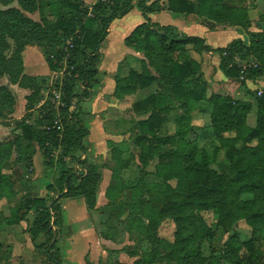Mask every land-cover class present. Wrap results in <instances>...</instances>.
<instances>
[{
  "label": "trees",
  "instance_id": "16d2710c",
  "mask_svg": "<svg viewBox=\"0 0 264 264\" xmlns=\"http://www.w3.org/2000/svg\"><path fill=\"white\" fill-rule=\"evenodd\" d=\"M251 1L254 0H97L89 8L83 0H17L24 11L34 12L47 7L49 14L56 18L49 21L43 16L41 22L26 17L16 8L0 10V76L8 75L11 83L20 87L36 88L38 78L24 74L22 52L28 45L42 46L44 42L43 54L48 68L57 71L63 65L65 67V78L62 85L57 86L60 103L64 104V107H58L60 122H73L71 126L64 125L61 131L56 126L50 127L56 120V106L50 98L35 107L38 117L31 120L33 114H29L16 122L13 138L0 141V200L12 198L15 194L12 174L3 172L7 168L4 163L13 151L24 170L31 171L36 146L48 166L54 165L46 159L51 150L60 147L62 155L56 164L59 198L82 197L87 209L96 208L102 176L95 165L89 164L83 173H79L78 166L71 168L62 159L70 150H76L79 157L76 163H85L81 156L86 151L83 140L88 129L72 114L70 107H74L75 97L86 98L91 93L101 57L100 46L110 23L136 5L144 21L125 37L124 44L142 54V69L130 70L126 77L117 79L114 94L122 98L153 87L144 101L133 103L136 112L141 107L149 108L148 116L139 121L135 144L141 166H146L151 157L158 154L160 161L151 174L155 179L151 189L159 187L162 196L156 205H150L149 199L141 197L138 188L145 180L143 176L130 188V199L135 203L127 205L130 209L143 205V209H138L148 220L147 225L142 221L140 224L148 235L152 251L145 264L155 262L159 254L158 244L167 250L171 248L173 264H214L216 260L218 264H263L264 250L256 244L264 242V89L258 94L257 90L248 88L247 82L263 76L264 26L250 30ZM162 10L195 14L203 18L209 28H214L215 24L238 27L244 30L248 40L235 38L223 47L211 48L205 45L203 38L186 36L172 25L152 22L148 15ZM261 17L264 21V14ZM50 31L59 32V38L50 37ZM57 45H60L59 49H55ZM208 52L219 55V68L226 77V80L213 82L211 86L216 88L211 92L210 84L203 77L201 62L192 56L193 53L202 55ZM76 85L82 88V94L73 91ZM230 85H242L252 101L234 98L228 90ZM38 89L34 91L35 98ZM35 100L38 99L27 97V110L33 109ZM201 103L210 107L209 127L217 142L214 152L224 149L227 165L222 173L210 166L206 149L197 147L195 142L184 141L191 128L189 114L194 110L203 111ZM14 105L11 90L0 85V120L13 113ZM181 109L188 113V119L183 116L175 119L172 138L159 136L157 129L165 121V116ZM252 109L255 110V122L251 126L247 123V116ZM175 137L176 148L160 152V146ZM113 179L118 184L105 192L112 204L115 200L110 193L121 196L126 188L119 183L116 174ZM157 179H174L175 187L166 183L159 186ZM48 188L53 187L48 185ZM58 200L54 198L48 202L44 197L27 193L6 218L7 223L27 221L26 215L32 211L31 223H27L25 230L33 241L40 236L45 238L36 247L50 264H62L56 247L58 231L54 229L61 221ZM126 202L119 198L117 204L123 207ZM23 209L26 211L22 212ZM205 211H210L213 218L209 224L202 215ZM165 218L171 219L175 225L171 243L157 236V228ZM239 221H244L251 232V238L245 242L240 241L235 230ZM215 236L220 238L218 251L213 259L205 262L201 243L211 241Z\"/></svg>",
  "mask_w": 264,
  "mask_h": 264
},
{
  "label": "rangeland",
  "instance_id": "374dc122",
  "mask_svg": "<svg viewBox=\"0 0 264 264\" xmlns=\"http://www.w3.org/2000/svg\"><path fill=\"white\" fill-rule=\"evenodd\" d=\"M88 1L91 2L92 0ZM96 1L97 0H95V2ZM251 4L250 17L252 24L250 29L254 30L256 27L261 28L264 26V21L261 17L264 14V0H254L251 1ZM89 6L91 7V5ZM11 8L19 9L26 17L36 22H41L43 16L49 21L56 20L54 16L49 14V9L47 7L40 8L41 11L35 10L34 12H27L22 10L17 0H0V10H7ZM48 34L50 37L56 38H59L60 35L59 32L51 31ZM112 34H114V32ZM113 38L114 37L112 36L111 40ZM113 41L115 42V40ZM9 43L13 46V42L11 40H9ZM107 43L104 44V51L102 52L104 60L109 59L107 55L108 52H106ZM115 44L116 53L118 51L121 52L123 44L119 42V40H117ZM28 47H36L37 50H35L41 52L43 58L45 59L43 53L46 49V45L44 42H42V46H36L35 44L28 45L22 52L23 64V53ZM59 47L60 45H57L55 49H59ZM30 53H32V51ZM30 53L28 54L29 58L31 57ZM140 55L142 58L139 59L131 56L126 57L118 55V60L108 71L105 70L106 68L103 65L100 66V63H98L97 76L95 77L96 80L93 84L90 95L86 98L75 97L73 100L74 107H70V110L73 109L72 114H75L79 119H81L83 125L88 129V135L83 140L86 151L85 154L81 156V159H85V163L81 165L76 163V159L79 158L76 150H70L68 155L63 153L65 156H63L62 159L66 161L68 166L71 168H77L78 166L79 173H83V169L87 167V165L93 164L95 165L96 170L101 174L102 178L97 192L96 208L89 210L85 208L84 202L83 207H78V203H80L81 199H66L63 201V224L62 221H60L59 224L62 225H57L54 229L59 232V227H61L60 230L62 231V236L60 237V243L64 245L63 243L66 241L64 233H75L81 225L86 227L90 225L91 229L93 228L98 236L108 240V245L110 247V249H108V254H106L107 256H100L101 262L99 261V264H145L146 261H148L147 256L151 251V247L148 235L140 226L141 221L147 225L148 220L144 217V212L141 214L139 211L140 208L143 209V205H139V209L137 207L130 209L127 206L128 203H131V205L135 203L134 200L130 199V188L134 187V185L138 182V179L144 176L145 180L142 181V186H139L138 188V192L141 197H144L145 200L149 199L150 205H156L157 200L160 202V197L162 196L159 192V187L151 189V185L155 183V179L151 174H153L158 162L160 161L158 154L152 156L146 166H141L138 161L137 146L135 144V138L139 132V121L148 116L149 108L141 107L142 109L139 112H136L137 109L133 107V103H140L141 101H144L153 90V87L142 91V93L137 92L133 95L123 96L122 98H118L114 94L117 79L126 77L130 70L135 69L140 71L142 69L141 59H143V56L142 54ZM43 64V59L40 57V54H37V59L33 61L32 66L34 67V70L42 74L29 75L38 78L35 84L39 88L37 90L38 95L36 97L38 100H35L36 102L32 103L33 109L31 111L25 112V110H27L26 106L28 103L27 97L36 99L33 95L37 87L31 89L20 87L17 84L15 85L11 83L8 75L6 74L0 76V85L7 86L11 90L13 96H15L17 104L15 101L14 110L16 109V111H19L17 115H23L26 113L24 116H28L29 114H33V116H31V120L34 119V116L38 117L35 107L43 104L46 99L50 98L53 100L56 106V112L54 114L56 120L52 122L50 127L54 128L56 126L61 131L64 125L71 126L73 123L70 120H67V123H61L60 112H58L59 106L64 107V104L60 103L61 94L57 86H61L62 81L65 78V67L63 65V68L60 70L53 71L51 74L46 75L43 73V70L45 69ZM112 64L113 63H111V65ZM104 83H106L107 88L99 93V90L97 91V89L98 87L100 89ZM247 84L251 91L257 90L262 93L264 89V72L261 78H258L255 81H248ZM211 85L212 84H210L209 92L214 91L216 88ZM228 90L236 99L252 101L250 96L246 94L242 85H230ZM73 91L82 94V88H80L79 85H76L73 88ZM200 107L204 110L200 112L194 110L189 114L191 128L187 132L184 141L195 142L197 147L206 149L210 159V166L217 172L222 173L225 171L227 165L224 149L214 152L213 147L217 142L215 141L209 127L210 107L204 103H201ZM38 110L40 111V108H38ZM12 115L13 114L11 113L5 119L0 120V141L10 137L11 129L16 123V120H14L15 116ZM181 116L188 119V113H184L183 109L173 110L167 114L165 116V121L157 129L158 135L172 138V135L175 134L174 132L176 128L175 119ZM12 118L13 120H10ZM254 122L255 110L252 109L247 116V123L252 126ZM177 143L176 137L170 139L167 143L160 146V152L168 151V149H175ZM90 144H92V146H90ZM61 155L62 148L58 147L51 150L50 157L46 159L51 160L54 165L50 168L49 172L48 169L46 170L45 168V171L43 169L42 163H44L45 158L42 159L41 156L35 157V168H33L32 171H26L27 176L24 177L23 175V179L21 177V185H25L26 187L27 185H30L29 187L34 190L36 195L46 197V201L48 202L53 200L56 196L59 198V185L56 183L57 178L59 177V170L58 165L56 164ZM15 165L16 164H13L14 168H17ZM20 166H23V164ZM7 169L8 168L3 169V172L6 174L9 173V169ZM16 170L21 172L20 169ZM114 174L117 175V180H120L119 183H122L126 188H123L124 190L121 196H115L114 193H110L111 198L115 200L114 204H112V202L106 197L105 192L108 189L112 190V188L110 189L112 185L118 184V181L113 179ZM157 181L158 182L156 183L159 186L162 183H166L171 187H175L176 183L174 179L166 181L163 179H157ZM48 185H52L53 188H48ZM23 195L25 194L21 195V193L18 192V194L12 198L4 197L0 200V239L2 240V236H4V242H6V244L10 241L7 239H11L13 236H15L18 240L21 239L22 242L24 241L25 235L22 228L24 226L26 227L25 221H22L19 225L13 226H7L5 224L6 218L11 216L13 208L22 201ZM119 198L127 201L126 204H123V207H120V205L117 204L119 202ZM136 198L137 200H140V197ZM28 214L29 215H27V217L29 218H27V222H31L33 213ZM202 215L208 224L213 221L210 211L202 212ZM78 221H80V223L73 224V222ZM5 226H7L10 230L8 231L7 228L4 229ZM235 230L237 231L240 241L245 242L251 238L250 229L244 221H239ZM174 231L175 225L173 221L169 218H165L161 221L157 228V236L171 243L173 241ZM2 232L4 235H2ZM91 235H93V233ZM44 240V237L40 239V241ZM211 241L204 240L201 243V254L205 258V262L213 259V256L217 253L220 238L219 236H215ZM256 246L259 248L262 247L264 250V242L259 241ZM53 250L55 249H52L51 251ZM170 252H172L171 248L167 250L158 244L159 254H157L156 260L153 264H173L175 261L171 259ZM151 253L152 251L150 254ZM20 261L24 264H47L44 255L42 256V252H37V255L31 256L29 259L28 257H24L23 260ZM215 262L218 264L219 261L217 262L216 260ZM215 262L214 264H216ZM0 264H2L1 260Z\"/></svg>",
  "mask_w": 264,
  "mask_h": 264
},
{
  "label": "crops",
  "instance_id": "0c3cea01",
  "mask_svg": "<svg viewBox=\"0 0 264 264\" xmlns=\"http://www.w3.org/2000/svg\"><path fill=\"white\" fill-rule=\"evenodd\" d=\"M83 1H84L86 6L93 5L95 3V0H92L91 2H89L88 0H83ZM164 1H166V0H164ZM148 16L152 22H156V23H159L161 25H172V26H174L180 34H184L186 36H194V37L203 38L205 41L204 42L205 45H208L211 48L223 47L235 38H241L244 41L248 40L247 34L244 32V30H242L238 27L230 26L227 24H215L214 28H209L206 25V23L204 22V19L200 18L199 16H197L195 14L182 15V14H176V13L170 12L168 10H162V11L152 12ZM143 21H144V17L142 15V12L140 11V9L136 5L123 17L116 18V19L112 20V22L110 23L109 28H108V34L100 46V52H101V57H100V62H99L100 66L103 65L106 68L105 70L108 71L110 68H112V66L118 60V57L120 55L126 56V57L131 56V57L138 58V59L142 58L139 53L134 52L131 48L127 47L124 44V39H125V37H127L130 34V32L133 30V28L135 26L142 23ZM250 30H252V29H250ZM113 32H114V34H112ZM112 36L114 38L111 40ZM113 40H115V42ZM117 40H119V42H121L123 44V49H121V52L118 51L116 53V49H115L116 44L115 43ZM105 42L106 43L108 42L106 45V52H108L107 55L109 58L108 60H104L103 54H102V52L104 51V49H103L104 44H106ZM29 47L23 53V56H24V74H26V75H37V74L40 75V74H42V73H38L36 70H34V67L32 66L33 61L35 59H37V54H40V57L43 59V63H44L43 65L45 68L43 70V73H45L46 75L51 74L53 71H51L48 68L47 63H46L45 59L43 58L42 53L39 51H36L37 50L36 47H31L32 49ZM31 51H32V53H30ZM29 53L31 54L30 58L28 57ZM192 56L201 62V71H202L203 77L209 84H212L215 81L226 80V77L224 76L223 72L219 68L220 58L216 52L203 53L202 55H195L193 53ZM111 63H113V64L111 65ZM15 85H13V86H15ZM102 85L103 86L100 87V89H99V87L97 89V91L99 90V93L106 90V88H107L106 83H104ZM142 91H144V90H139L138 93H142ZM14 98H15V96H14ZM15 101L17 104L16 98H15ZM31 110L32 109L25 110V112L26 111L28 112ZM18 112L19 111H16V109H15L12 113L13 114L12 116H15L14 120H16V122L18 120H21L23 118L24 114H26V113H24L23 115H17ZM10 120H13V118ZM6 125H8V124H6ZM14 127L11 129L10 137L5 139V140H9V139L11 140L13 138ZM2 141H4V140H2ZM90 146H92V144H90ZM37 156H41L42 159L44 158L43 154L39 150L38 146H36V152L34 153L33 158H32V161H33L32 170H33V168H35L34 159ZM17 157H18L17 153L15 151H13L9 160L4 163L5 166L10 169L9 173L12 174L11 180L13 181V190L15 192L14 196H16L18 194V192H20L21 195L31 193L35 197H42V196L36 195L34 190L29 187L30 185H27V187L25 185L24 186L21 185L20 182L22 181V179L25 176H27V173L24 170V167L20 166L22 163L17 162ZM13 164H16L15 166H17V168H14ZM42 165H43L44 171L46 168V170L48 169V172L50 171V168L52 167V166H48L47 164H45V161H44V163H42ZM16 169H20L21 172H18ZM22 170H23V172H22ZM13 171L15 172V174ZM44 171H42V172H44ZM23 175H24V177H23ZM21 177H22V179H21ZM26 190H28V191H26ZM44 198H46V197H44ZM55 198H58V197L56 196ZM58 199H59L58 203L60 205V212H61V221L63 220L62 214L64 213V206H63L64 200H66V199H72V200L81 199L80 203H78V207H83V202H84V206H85V208H87L85 201L82 197H73V198H64L63 197V198H58ZM24 211H26V209L22 210V212H24ZM28 213H32V211L29 210ZM28 213H27V215H29ZM27 215H26V218H29V217H27ZM21 222L22 221L15 222V223L5 222V224L7 226H13V225H19ZM25 223H26V227H27V223L30 224L31 222L25 221ZM75 223L78 224V223H80V221L73 222V224H75ZM62 224H63V221H62ZM62 224H58V225H62ZM7 226H5L4 229H6ZM21 226H22V224H21ZM26 227L24 226L22 228L24 230V235H25L23 242L21 239L18 240L17 238H15V236L11 237V239H7V240H10L7 244H6V242H4L5 241L4 236H2V238H3L2 240L0 239V260L2 261V264H24L23 262L20 261V260H23L24 257H26V258L28 257V259H29V258H31V256L37 255V252H41L36 247V245H39L41 242H43V241H40V239H42L43 237L40 236L36 240L33 241L29 232H27L25 230ZM60 228L61 227H59V232L57 234L56 246L59 249L60 256L62 258V264H99L101 262L100 256H102V255L107 256L106 254H108V249H110V247L108 245V240L98 236V234H96L95 230L93 228L91 229L90 225H88V227L81 225L80 228L78 226L79 229L77 230V232L75 231V233H72V232L68 233V234L64 233L65 238H66L65 243H63L64 245H62L60 243V240H61L60 237L62 236V231L60 230ZM7 230L9 231L10 229L7 228ZM92 233H93V235H91ZM2 235H4L3 232H2ZM59 244H60V246H59ZM42 256H43V254H42ZM11 262H14V263H11ZM47 264H49V262H47Z\"/></svg>",
  "mask_w": 264,
  "mask_h": 264
},
{
  "label": "built area",
  "instance_id": "2783aa9c",
  "mask_svg": "<svg viewBox=\"0 0 264 264\" xmlns=\"http://www.w3.org/2000/svg\"><path fill=\"white\" fill-rule=\"evenodd\" d=\"M258 94H260V92H258Z\"/></svg>",
  "mask_w": 264,
  "mask_h": 264
}]
</instances>
